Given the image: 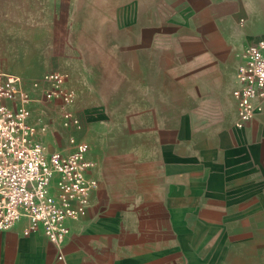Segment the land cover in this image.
<instances>
[{
	"label": "crops",
	"instance_id": "1",
	"mask_svg": "<svg viewBox=\"0 0 264 264\" xmlns=\"http://www.w3.org/2000/svg\"><path fill=\"white\" fill-rule=\"evenodd\" d=\"M189 2L195 9L197 0ZM199 2L204 4L208 25H225L230 32L198 34L180 50L170 70L178 79V90L194 98L199 107L203 102V106L214 104L222 92L232 100L233 145L225 166L217 171L201 160L203 131L196 124L203 117V106L198 113L189 114L195 119L186 111L171 114L165 63L168 51L151 57L144 54L145 61L135 55L128 57V74L122 75L129 80L128 99L115 94L112 87L113 97L119 99L98 105L103 112H125L118 122L128 130L119 136L86 139L92 146L87 159L95 163L89 176L98 181L87 213L67 221L70 234L61 250L42 231L25 236L26 222L0 231V264H234L236 260L243 264L249 259L242 248L230 249L222 224L208 221L201 223L206 236L201 245L195 244L191 230L185 235L190 240L186 248L180 246L178 215L190 221L194 217L205 220L210 212L219 214L224 209L219 204L223 200L250 212L259 190L256 170L264 171V112L239 129L234 96L246 48L264 39V0ZM71 90L76 99L75 89ZM40 104L43 106L32 105V115H39V121L47 113L56 117L59 110L51 103ZM95 121L90 118L88 125ZM53 123L59 125L56 118ZM61 128L60 132L67 131ZM73 134V138L84 137L79 130ZM46 145L52 151L62 146L66 153L74 148L67 141ZM223 170L227 176L212 177ZM250 244L255 262L264 264L263 242L255 238Z\"/></svg>",
	"mask_w": 264,
	"mask_h": 264
},
{
	"label": "rangeland",
	"instance_id": "2",
	"mask_svg": "<svg viewBox=\"0 0 264 264\" xmlns=\"http://www.w3.org/2000/svg\"><path fill=\"white\" fill-rule=\"evenodd\" d=\"M204 11V4L199 0L195 9L189 0H0V70L19 75L28 82L41 79L45 73H60L67 82L70 78L65 87L76 91L70 109L79 118L80 126L65 127L59 111L56 117L43 115L49 130L44 139L47 138L45 143L50 146L66 141L71 145L72 139L86 142L91 136H119L128 130L118 122L125 112H103L98 105L119 99L113 97V88L117 90L115 94L128 99L129 80L122 75L127 76L128 57L133 55L145 61L144 54L151 57L159 51H168L165 63L168 64L166 79L171 114L178 116L186 111L195 119L189 114L198 113L206 103L199 107L194 98L178 90V79L170 66L177 63L180 50L189 46L198 34L230 32L225 25H208ZM222 93L214 104L202 107L203 117L196 124L203 131L201 160L217 171L226 164L235 126L232 100ZM33 115L32 121L36 118L38 122L41 117ZM92 117L95 125H88ZM55 118L58 126H54ZM60 128L67 131L60 132ZM75 130L84 137L73 138ZM255 139L254 136V143ZM62 149V146L56 148L58 152ZM217 171L212 177L227 176L226 171ZM256 171L254 178L259 190L250 212L244 207L238 208L231 200H223L219 204L224 209L219 214L210 212L205 220L194 217L190 221L178 215L182 248L190 241L185 235L191 230L195 244L203 243L206 236L201 223L208 221L223 225L232 251L242 248L249 257L243 264H257L250 241L259 239L264 246V171L262 168Z\"/></svg>",
	"mask_w": 264,
	"mask_h": 264
},
{
	"label": "built area",
	"instance_id": "3",
	"mask_svg": "<svg viewBox=\"0 0 264 264\" xmlns=\"http://www.w3.org/2000/svg\"><path fill=\"white\" fill-rule=\"evenodd\" d=\"M243 61L234 91L239 129L264 112V39L246 48ZM66 83L60 73L28 82L0 70V231L26 222L25 236L42 231L59 250L70 234L67 221L87 213L98 186L89 176L95 166L87 159L91 145L72 139L74 151H52L43 141L48 125L32 121V105L44 101L60 111L65 127L80 126Z\"/></svg>",
	"mask_w": 264,
	"mask_h": 264
}]
</instances>
